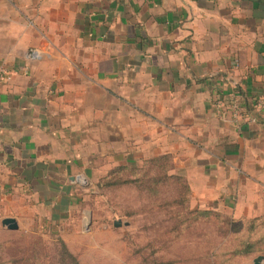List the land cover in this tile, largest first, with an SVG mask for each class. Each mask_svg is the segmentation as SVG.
Returning <instances> with one entry per match:
<instances>
[{"label":"crops","instance_id":"obj_1","mask_svg":"<svg viewBox=\"0 0 264 264\" xmlns=\"http://www.w3.org/2000/svg\"><path fill=\"white\" fill-rule=\"evenodd\" d=\"M238 89L255 100L242 117L217 104ZM257 101L264 0H0V232L62 230L88 210L80 178L153 159L191 210L260 223Z\"/></svg>","mask_w":264,"mask_h":264},{"label":"rangeland","instance_id":"obj_2","mask_svg":"<svg viewBox=\"0 0 264 264\" xmlns=\"http://www.w3.org/2000/svg\"><path fill=\"white\" fill-rule=\"evenodd\" d=\"M80 182L88 210L62 230L36 226L0 232V264H74L66 253L77 264H218L233 248L232 233L215 218L189 215L188 220L184 213L181 222L176 213L191 207L188 202L186 210L176 198L181 190L176 182H151L154 192L148 185ZM244 263L238 257L224 264Z\"/></svg>","mask_w":264,"mask_h":264},{"label":"trees","instance_id":"obj_3","mask_svg":"<svg viewBox=\"0 0 264 264\" xmlns=\"http://www.w3.org/2000/svg\"><path fill=\"white\" fill-rule=\"evenodd\" d=\"M240 92V90L238 89ZM243 96V98H242ZM240 108L244 115H248L253 108H255V100H247L244 95L240 92ZM104 182L102 186L104 187H119L122 185L133 184V185H144L147 188L151 189L154 192V186L152 183L159 182H176L178 185H181V190L177 193V199L179 201H183L184 208L188 209V188L185 184V181L177 176L169 174V164L164 159H153L149 162L143 164L142 167H130V166H117L110 170L105 177L100 178ZM182 199L180 197H185ZM178 211L176 215H183L184 213H188V220H190V216H195L197 218H205L208 219L210 217L215 218V221L219 223V225L230 231L233 235V248L228 250L225 255V259L219 261L218 264H224L226 261L231 262L232 259L248 256L253 253L263 252L264 251V220L260 223H256V221L243 223L241 221H235L230 219V217L207 210H187L186 212ZM192 222H194L192 220ZM191 222V223H192ZM66 253L67 251L63 249ZM226 251V250H225ZM225 252H222L224 254ZM68 257H71L74 264L75 257L69 253H66Z\"/></svg>","mask_w":264,"mask_h":264},{"label":"built area","instance_id":"obj_4","mask_svg":"<svg viewBox=\"0 0 264 264\" xmlns=\"http://www.w3.org/2000/svg\"><path fill=\"white\" fill-rule=\"evenodd\" d=\"M42 56V52L38 49H31L27 53V57L29 59L37 60ZM239 94L238 93H233L231 94L226 100H221L219 99L217 104L218 106H227L234 117H242L244 116L241 108H240V99H239ZM256 107L258 110L264 108V103L262 101H257Z\"/></svg>","mask_w":264,"mask_h":264},{"label":"water","instance_id":"obj_5","mask_svg":"<svg viewBox=\"0 0 264 264\" xmlns=\"http://www.w3.org/2000/svg\"><path fill=\"white\" fill-rule=\"evenodd\" d=\"M2 224L5 227H7L9 230H16V229H18L17 222L13 218H5V219H3ZM120 224L121 223L118 220H115L114 221V226L115 227H119ZM87 225H89V223ZM261 259H262L261 257L255 258L254 264H259L260 261H261Z\"/></svg>","mask_w":264,"mask_h":264}]
</instances>
